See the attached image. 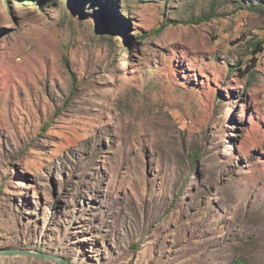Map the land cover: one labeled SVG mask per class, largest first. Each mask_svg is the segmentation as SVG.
<instances>
[{"label": "rangeland", "instance_id": "374dc122", "mask_svg": "<svg viewBox=\"0 0 264 264\" xmlns=\"http://www.w3.org/2000/svg\"><path fill=\"white\" fill-rule=\"evenodd\" d=\"M2 248L264 264V0H0Z\"/></svg>", "mask_w": 264, "mask_h": 264}, {"label": "water", "instance_id": "95a60500", "mask_svg": "<svg viewBox=\"0 0 264 264\" xmlns=\"http://www.w3.org/2000/svg\"><path fill=\"white\" fill-rule=\"evenodd\" d=\"M15 256H24L38 259H47L59 264H70L64 259L58 258L56 256L38 253L34 251L24 250V249H10V248H2L0 249V257H15Z\"/></svg>", "mask_w": 264, "mask_h": 264}, {"label": "trees", "instance_id": "16d2710c", "mask_svg": "<svg viewBox=\"0 0 264 264\" xmlns=\"http://www.w3.org/2000/svg\"><path fill=\"white\" fill-rule=\"evenodd\" d=\"M258 6H259L258 8H260V9L263 8L262 5H260V4H258ZM102 20H104L105 22L107 21V19H102ZM172 23H177V22H167V21L163 22V26H162L161 29H164L165 27L169 26V24H172ZM257 49H258V50L256 51L257 54H258V52H262V51H263V49H262V47L260 46V44H257ZM255 62H257V61H254V63H255ZM254 63H253L252 66H248V65H247L246 68H239V70H240V72H241V75H242V76H249V75H251L253 69L255 68ZM241 64H243V63L241 62ZM255 65H256V63H255Z\"/></svg>", "mask_w": 264, "mask_h": 264}, {"label": "bare ground", "instance_id": "6f19581e", "mask_svg": "<svg viewBox=\"0 0 264 264\" xmlns=\"http://www.w3.org/2000/svg\"><path fill=\"white\" fill-rule=\"evenodd\" d=\"M73 264V263H72Z\"/></svg>", "mask_w": 264, "mask_h": 264}]
</instances>
